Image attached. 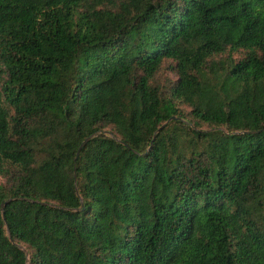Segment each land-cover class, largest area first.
<instances>
[{"label": "trees", "instance_id": "1", "mask_svg": "<svg viewBox=\"0 0 264 264\" xmlns=\"http://www.w3.org/2000/svg\"><path fill=\"white\" fill-rule=\"evenodd\" d=\"M0 178V264H264V0H0Z\"/></svg>", "mask_w": 264, "mask_h": 264}, {"label": "water", "instance_id": "2", "mask_svg": "<svg viewBox=\"0 0 264 264\" xmlns=\"http://www.w3.org/2000/svg\"><path fill=\"white\" fill-rule=\"evenodd\" d=\"M171 118H173V117H171ZM90 138H91V136L85 138V139L81 142L80 146H79L78 149H77L76 156L78 155V153H79L81 147L84 146V145L86 144V142H87ZM4 205H5V203H1V205H0V211H1L2 216H3V213H4ZM9 239L11 240V237H10V236H9ZM21 248L25 251V249H24L23 247H21ZM25 252H26V251H25ZM26 254H27V253H26Z\"/></svg>", "mask_w": 264, "mask_h": 264}, {"label": "rangeland", "instance_id": "3", "mask_svg": "<svg viewBox=\"0 0 264 264\" xmlns=\"http://www.w3.org/2000/svg\"><path fill=\"white\" fill-rule=\"evenodd\" d=\"M170 77H171L172 79H175V76H174L173 74H170ZM185 109L187 110L188 108L185 107ZM0 180H3V178H0Z\"/></svg>", "mask_w": 264, "mask_h": 264}]
</instances>
